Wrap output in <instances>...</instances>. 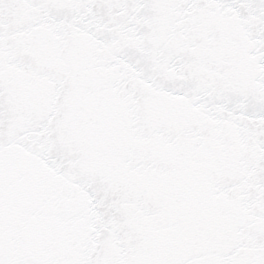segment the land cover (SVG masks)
<instances>
[{"label": "snow or ice", "instance_id": "1", "mask_svg": "<svg viewBox=\"0 0 264 264\" xmlns=\"http://www.w3.org/2000/svg\"><path fill=\"white\" fill-rule=\"evenodd\" d=\"M0 264H264V0H0Z\"/></svg>", "mask_w": 264, "mask_h": 264}]
</instances>
